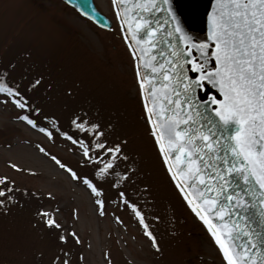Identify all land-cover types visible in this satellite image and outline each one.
Masks as SVG:
<instances>
[{"label":"snow or ice","instance_id":"1","mask_svg":"<svg viewBox=\"0 0 264 264\" xmlns=\"http://www.w3.org/2000/svg\"><path fill=\"white\" fill-rule=\"evenodd\" d=\"M111 2L133 61L148 134L171 183L203 225L222 264H264L262 234L251 229L235 233L238 225L232 221L236 215L247 228L254 222L247 213L259 204L256 215L264 223V0H214L207 13L205 39L185 30L173 0H135L138 10L131 17L123 7L128 0ZM156 14H166L163 23L153 22ZM161 33L166 37L163 40ZM161 43L166 50L160 49ZM40 84L37 78L26 91ZM0 96V103H11L20 111L18 121L52 143L59 137L79 150V167L92 168L90 174H78L37 145L90 192L101 216L106 215L107 185L114 192L108 202L127 209L152 249L162 252L139 198L134 200L127 192L138 168L129 163L132 158L124 151L126 138L109 143L105 128L86 119L87 113L71 119L69 128L75 135L62 130L58 119L41 117L42 110L30 102L19 83L9 79L7 69L0 74ZM121 162L126 165L122 171ZM9 167L22 171L16 164ZM18 191L14 179L0 176V208L17 203ZM58 212L59 208H38L34 227L59 231L61 245H68L70 240L80 245L77 233L57 220ZM115 219L123 223L119 217ZM151 219L158 223L161 217L153 215ZM71 258L72 250L62 247L51 264H70Z\"/></svg>","mask_w":264,"mask_h":264},{"label":"rangeland","instance_id":"2","mask_svg":"<svg viewBox=\"0 0 264 264\" xmlns=\"http://www.w3.org/2000/svg\"><path fill=\"white\" fill-rule=\"evenodd\" d=\"M95 3L113 23L111 32L97 28L61 0H0V74L7 69L9 79L42 110L41 117L58 119L62 130L75 135L71 119L87 113L86 119L105 128L109 143L128 140L124 151L138 172L127 192L139 198L162 252L152 249L127 209L108 202L114 192L107 185L106 215L101 216L90 192L37 145L78 174H90L92 168L79 167L78 149L59 137L50 142L18 121L21 113L11 103H0V176L14 179L20 189L17 203L0 208V264H51L62 247L72 250L70 264H222L203 225L171 183L148 134L133 61L112 2ZM37 78L41 84L26 91ZM125 167L121 162L120 170ZM144 188L148 191H140ZM38 208H59L57 220L82 243L61 245L59 231L34 227ZM153 215H159L160 222L152 221Z\"/></svg>","mask_w":264,"mask_h":264},{"label":"water","instance_id":"3","mask_svg":"<svg viewBox=\"0 0 264 264\" xmlns=\"http://www.w3.org/2000/svg\"><path fill=\"white\" fill-rule=\"evenodd\" d=\"M68 6L75 9L79 14L82 15L83 13H87V15H82L87 19L94 22L98 27L111 30L113 28V23L104 15L102 14L94 0H62ZM214 3V0H173V8L176 11L177 16L180 18L181 23L185 27V30L192 33L194 36L198 37L199 39H205L207 36L208 30V22H207V13L211 11V6ZM123 7L127 10V15L129 17L132 16L133 12H136L138 9L135 4V0H128V2L123 5ZM166 14H156L152 17L153 22L159 21L163 23ZM169 30L171 29V25L168 26ZM162 40L166 37L163 33H161ZM161 50H166V46L161 43L160 44ZM158 51V50H157ZM159 59V55H157ZM146 60L149 58L146 56ZM142 73L144 69L141 70ZM215 92V90H212ZM203 95V94H202ZM245 186L240 183V188L243 189ZM235 188V184L232 185V189ZM231 191V189H230ZM221 202H224V197H220ZM259 204H257V208L253 209L250 215L254 222H249L248 227L245 228V222L240 217L233 215L232 221L238 225L235 229V233H241L242 231L254 230L255 232L261 233V238L264 239V223H261L260 218L256 213L259 210ZM228 209H225L224 214L227 216ZM231 226V224H230ZM243 240H238L237 243H243Z\"/></svg>","mask_w":264,"mask_h":264}]
</instances>
